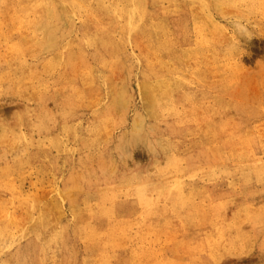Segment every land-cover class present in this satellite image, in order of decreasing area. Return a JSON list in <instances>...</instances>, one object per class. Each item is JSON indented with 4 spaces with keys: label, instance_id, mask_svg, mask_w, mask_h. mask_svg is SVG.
<instances>
[{
    "label": "rangeland",
    "instance_id": "rangeland-1",
    "mask_svg": "<svg viewBox=\"0 0 264 264\" xmlns=\"http://www.w3.org/2000/svg\"><path fill=\"white\" fill-rule=\"evenodd\" d=\"M0 264H264V0H0Z\"/></svg>",
    "mask_w": 264,
    "mask_h": 264
}]
</instances>
